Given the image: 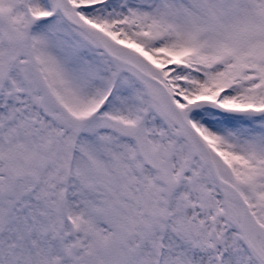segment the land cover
Segmentation results:
<instances>
[{"label": "snow or ice", "instance_id": "1", "mask_svg": "<svg viewBox=\"0 0 264 264\" xmlns=\"http://www.w3.org/2000/svg\"><path fill=\"white\" fill-rule=\"evenodd\" d=\"M0 264H264V0H0Z\"/></svg>", "mask_w": 264, "mask_h": 264}]
</instances>
